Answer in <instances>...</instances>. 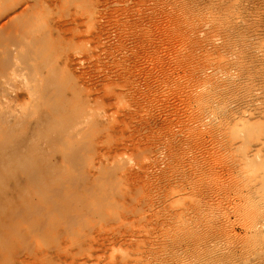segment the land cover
I'll return each instance as SVG.
<instances>
[{"label":"rangeland","instance_id":"rangeland-1","mask_svg":"<svg viewBox=\"0 0 264 264\" xmlns=\"http://www.w3.org/2000/svg\"><path fill=\"white\" fill-rule=\"evenodd\" d=\"M0 264H264V0H0Z\"/></svg>","mask_w":264,"mask_h":264},{"label":"bare ground","instance_id":"bare-ground-1","mask_svg":"<svg viewBox=\"0 0 264 264\" xmlns=\"http://www.w3.org/2000/svg\"><path fill=\"white\" fill-rule=\"evenodd\" d=\"M260 199H261V197H260ZM260 199H259V200H260ZM262 199H263V198H262Z\"/></svg>","mask_w":264,"mask_h":264}]
</instances>
